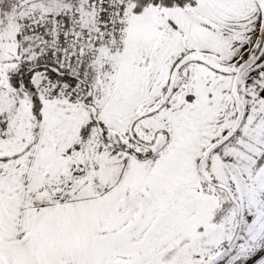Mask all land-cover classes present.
Segmentation results:
<instances>
[{
	"label": "snow or ice",
	"instance_id": "snow-or-ice-1",
	"mask_svg": "<svg viewBox=\"0 0 264 264\" xmlns=\"http://www.w3.org/2000/svg\"><path fill=\"white\" fill-rule=\"evenodd\" d=\"M0 264H264V0H0Z\"/></svg>",
	"mask_w": 264,
	"mask_h": 264
}]
</instances>
